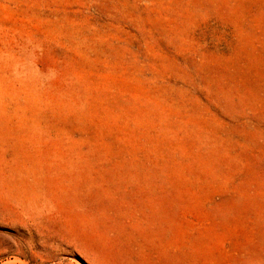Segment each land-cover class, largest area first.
<instances>
[{
  "label": "rangeland",
  "instance_id": "1",
  "mask_svg": "<svg viewBox=\"0 0 264 264\" xmlns=\"http://www.w3.org/2000/svg\"><path fill=\"white\" fill-rule=\"evenodd\" d=\"M0 264H264V0H0Z\"/></svg>",
  "mask_w": 264,
  "mask_h": 264
}]
</instances>
